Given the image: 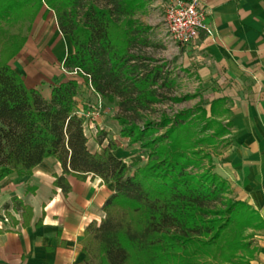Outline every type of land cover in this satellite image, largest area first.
<instances>
[{
    "label": "trees",
    "instance_id": "obj_1",
    "mask_svg": "<svg viewBox=\"0 0 264 264\" xmlns=\"http://www.w3.org/2000/svg\"><path fill=\"white\" fill-rule=\"evenodd\" d=\"M148 2L0 0V180L28 175L52 156L61 165L55 184L64 193L70 185L63 174L114 182L101 222L84 231L85 264H247L257 251L251 239L264 229V220L249 203L233 198L228 181L213 170V148L228 144L232 126L227 100L211 99L207 109L200 99L158 119L135 120L156 103L197 96L158 91L170 89L175 78L164 61L143 52L149 27L137 15ZM44 6L73 47L62 67L116 103L120 135L139 144L145 163L116 157L112 142L102 152L89 149L76 109L77 79L52 85L45 98L11 66L27 38L22 27L29 30ZM3 23L18 25V31L11 33ZM11 200L24 222L29 220L31 208Z\"/></svg>",
    "mask_w": 264,
    "mask_h": 264
},
{
    "label": "crops",
    "instance_id": "obj_2",
    "mask_svg": "<svg viewBox=\"0 0 264 264\" xmlns=\"http://www.w3.org/2000/svg\"><path fill=\"white\" fill-rule=\"evenodd\" d=\"M152 1L163 4L170 0H149L145 11L138 14L140 19ZM198 1L208 9L206 29H201L189 43L175 48L181 60H185L186 73L194 74L197 85L209 90L212 99L227 100L232 126L228 144L219 154L224 159L215 172L228 181L234 198L249 203L264 220V0ZM147 26L144 36L149 45L145 48H164L163 38H159L155 28ZM57 30L60 36L56 34L50 41L53 52L47 49L54 59L51 70H45L49 63L42 60L38 41L35 44L28 39L18 53L16 71L27 87L39 90L45 98H49L52 85L77 79L75 101L79 111H86L96 100L98 106L104 104L105 98L83 78L62 67L73 47L68 37L58 27ZM156 59H162L173 70L168 59ZM105 113L97 118V135L88 136L89 149L102 152L112 142L116 157L127 163L140 161L134 154L136 148L120 135L118 122ZM61 174L60 163L50 156L28 175L11 173L0 180V264H85L81 245L84 231L91 222H101L102 206L114 192V182L105 183L91 174L84 178L63 174L70 185L64 193L55 184ZM13 197L31 208L29 220L24 222L21 210L14 208ZM255 236L257 251L247 264H264V229Z\"/></svg>",
    "mask_w": 264,
    "mask_h": 264
},
{
    "label": "rangeland",
    "instance_id": "obj_3",
    "mask_svg": "<svg viewBox=\"0 0 264 264\" xmlns=\"http://www.w3.org/2000/svg\"><path fill=\"white\" fill-rule=\"evenodd\" d=\"M168 2L166 1L163 4L162 2L160 4L159 3L157 4L156 1H152V6L148 8L147 13L143 15L141 19H140V15L139 16L137 15L138 19L141 20V22L147 25H151L153 28H155L156 33L159 34V38L160 39L163 38V43L165 42L163 23L165 20V15H166L165 12H166V7H167ZM25 25L26 24H24V26L22 27V33L26 35L27 37L26 40L30 39L33 41V43L38 41V44L36 43L35 44L41 49L39 54L42 57V60L48 61L49 63V66H46L45 70H51L50 68H51V65L53 64L54 59L47 49L52 51V48H51L52 42L50 41H53L54 35L57 34L58 36H60L57 30L54 12L52 10L46 11V8L44 6L38 12L37 16L31 23V27L29 30H26ZM3 26L6 28H9L11 33H16L18 31V28H17L18 25H13L12 27H9L7 24L3 23ZM37 36H38V39L37 38L35 39V37ZM143 52L147 55L153 56L155 59L156 58L168 59L169 65H171L170 67L173 69V75H174L173 77L175 78L174 85L170 89H166V88L159 89L158 91L160 93H163L169 97L170 96H182L185 94H197V96L193 98H188L182 102H172L170 100H165L163 102L156 103L153 106V110L151 112L147 113L146 115H143L142 117H135L136 118L135 120L139 124H142L146 118L158 119L162 112L173 113L182 108L194 107L198 102H200V99H201V102L206 106V108L209 106V104L207 103L211 101L212 99L211 92L209 90L206 91L207 89H203L204 88L203 86L197 85V79L195 76H193L194 75L193 73H190V74L186 73L187 68L183 66L185 64L184 63L185 60L183 61L181 60L180 52L176 50L175 45H173L172 43L165 42L164 48H161V49L160 48L156 49L154 47H150V49L144 48ZM18 53L14 58L10 60L11 66L15 69L19 66L18 64H19L20 54L18 55ZM30 69L31 68H29V70ZM33 69H35V66H33L31 69L32 73L35 72ZM105 101H104V104H102L103 103L102 102L98 106V101L96 100L93 103V106L90 105L86 107L88 109V110L86 109V111L92 112V111L97 110L98 112V115H96L95 117L90 116L88 118V120L91 119L92 120L91 122H94L96 126V130L89 129L86 127V133L88 134V136L97 135L98 128H99L98 123H97V118L104 115L103 114L104 112H106L105 115H108L109 116L108 118L110 120L114 119L115 115L119 113L117 105L114 101L108 102L106 99ZM105 109L106 111H104ZM127 142L130 146H134L136 148V152H134L135 157L140 159V161H137V162L140 165L145 163L146 158L141 153V148L139 147V144L138 143L131 144L129 142V139ZM223 147L224 146L218 145L215 148H213L214 152H212L211 150L214 171H216L215 167L219 169V165L222 163V159H224L223 157L219 156V154H221V150ZM230 195L234 198V195L232 194ZM257 240L258 238H256L255 235L251 239L252 244L256 247H257Z\"/></svg>",
    "mask_w": 264,
    "mask_h": 264
},
{
    "label": "built area",
    "instance_id": "obj_4",
    "mask_svg": "<svg viewBox=\"0 0 264 264\" xmlns=\"http://www.w3.org/2000/svg\"><path fill=\"white\" fill-rule=\"evenodd\" d=\"M208 13L206 7L200 6L198 0H170L166 7L164 20V40L175 46H182L196 38L201 29H206L205 18ZM75 74L76 71H69ZM84 118V128L96 130L90 116L98 115L96 111H80ZM92 117V118H94ZM89 121V122H87Z\"/></svg>",
    "mask_w": 264,
    "mask_h": 264
}]
</instances>
